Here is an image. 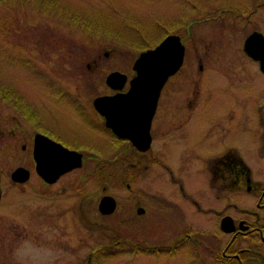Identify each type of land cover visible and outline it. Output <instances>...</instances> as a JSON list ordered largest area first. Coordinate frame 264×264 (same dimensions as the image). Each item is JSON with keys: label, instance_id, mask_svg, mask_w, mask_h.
<instances>
[{"label": "flooded vegetation", "instance_id": "obj_1", "mask_svg": "<svg viewBox=\"0 0 264 264\" xmlns=\"http://www.w3.org/2000/svg\"><path fill=\"white\" fill-rule=\"evenodd\" d=\"M214 8L213 18L221 30L237 34L211 35L209 40L218 50H211V55V51H203L208 55L196 56L195 73L183 78L188 81H180L187 56L184 36L178 33L184 45L182 60L159 89L147 122V141L132 142L115 133L106 123L108 107H97L93 101L100 94L124 91L132 69L121 88L106 84L104 75L105 88L91 98L62 95L66 100L62 108L64 119L54 120L63 125L62 131L41 112L26 110V103L6 89L4 100L34 125L27 131L28 138L18 136L19 143L15 142L20 152L28 149L31 154L37 177L31 185L39 195L47 193L45 198L52 197L51 202L56 198L64 200L58 216H62L60 232L68 235V240L58 237L54 244L61 249L58 264H66V254L72 255L79 243L84 242V235L75 242L70 240L75 230L86 229L90 223L101 225L104 218L124 205L110 193L108 183L112 176H119L128 187L146 168L168 192L149 194L143 206L136 205L135 213H145L147 219L138 220L132 235L116 232L110 235L108 243H94L81 259L75 258V262L72 259L74 264H98L106 255L116 258L111 257V249L124 248L133 251L132 256L149 258L181 253L184 264H264V79L260 83L254 81L257 75L264 77V71L259 61L243 48L244 38L251 31L264 36V24L251 19L264 9V0L218 3ZM207 18L201 16L198 20ZM11 127L0 130V135ZM15 127L17 131L24 130L20 122ZM9 133L5 135H14L13 127ZM36 135L44 142L52 140L67 152L78 154L77 160L72 158L77 164L54 177L40 175L32 156ZM46 145L39 144V150H47ZM245 151L255 153L256 172L248 157L242 155ZM4 152H9L7 146ZM16 167L25 168L28 176L22 180L12 178L11 171ZM8 176L12 186H25L30 170L18 163ZM92 183L95 189H91ZM4 190L0 178V198ZM129 191L140 201L135 188L129 187ZM107 195L114 200L109 212L100 208L101 198ZM55 204L57 209L59 206ZM91 214L98 218L97 222L92 221ZM122 214L125 216V211ZM142 229H146L145 235ZM157 232L164 233V238H157Z\"/></svg>", "mask_w": 264, "mask_h": 264}, {"label": "rangeland", "instance_id": "obj_2", "mask_svg": "<svg viewBox=\"0 0 264 264\" xmlns=\"http://www.w3.org/2000/svg\"><path fill=\"white\" fill-rule=\"evenodd\" d=\"M54 1L66 7V12H60V5L52 8L41 6L39 0H0V130L10 126L14 130L12 136L5 135L11 134L12 127L0 135V178L5 189L0 198V264H58L56 259L61 249L54 244L58 237L68 240V235L60 232L62 216H58L64 200L53 198L55 202H51L52 197L45 198L47 193L44 194L46 196L39 195L41 193H36L35 186L31 185L37 178L31 165V154L28 149L20 152L15 142L19 143L18 136L28 138L27 131L34 125L4 100L6 89L26 103V110L41 112L46 120L62 131L63 125L54 121L64 119L62 108L66 100L62 95L91 98L95 92L105 88L103 77L110 69L129 76L132 60L143 46H152L170 32L183 35L187 58L185 74L179 80L188 81L183 78L195 73L196 56H207L203 51L218 50L209 40L211 35L221 32L237 34L227 29L222 31L213 14L218 3L233 4L239 0ZM73 16L88 21L94 29L79 22L81 19L72 20L70 17ZM201 16L208 18L199 22ZM251 19L264 24V9L252 15ZM98 25L110 32L95 30ZM105 25L109 28L106 29ZM263 79L257 75L254 81L260 83ZM3 118L9 121L4 122ZM19 122L24 130L17 131L15 125ZM5 146L9 152H4ZM242 155L248 157L252 170L256 172L255 153L245 151ZM18 163L29 168L30 176L25 186L14 187L8 174ZM118 177L112 176L108 188L124 205L104 218L103 226L90 223L86 229L75 230L70 235L73 242L84 235V242L79 243L72 255L66 254V264H74L75 258L81 259L94 243H108L110 235H116V232H130L132 235L136 224L139 225L138 220H143L146 215H137L134 211L136 205L143 206L149 194L157 196L168 192L148 168L142 170L128 187ZM129 187L139 193L140 201L130 195ZM95 188L93 184L91 189ZM55 203L59 206L57 209ZM124 211L125 216L122 214ZM90 216L92 221H98L94 215ZM145 233L146 229H142V235ZM157 234V238H164V233ZM111 250V257L116 258L110 259L106 255L98 264H184L181 253L176 256L156 254L149 258L139 254L132 256L130 252L133 251L125 248Z\"/></svg>", "mask_w": 264, "mask_h": 264}, {"label": "water", "instance_id": "obj_3", "mask_svg": "<svg viewBox=\"0 0 264 264\" xmlns=\"http://www.w3.org/2000/svg\"><path fill=\"white\" fill-rule=\"evenodd\" d=\"M243 48L251 57L259 61V67L264 71V36L258 31H251L243 41ZM184 45L176 32L165 34L158 42L138 51L131 63L133 74L128 78V86L124 91L112 94H100L93 98L95 106H107V124L111 129L126 136L132 142L147 141V122L152 114L156 98L166 77L173 73L181 63ZM104 81L113 88H121L126 81V74L119 70H110L105 74ZM36 135L32 156L35 169L45 178L77 164L78 154L67 152L55 142L47 141ZM41 137V136H40ZM43 140V142H41ZM40 142V143H39ZM39 144H47V150H39ZM66 151V152H65ZM28 176V171L16 167L11 171V177L22 180ZM102 210L109 212L114 204L110 195L101 198Z\"/></svg>", "mask_w": 264, "mask_h": 264}, {"label": "trees", "instance_id": "obj_4", "mask_svg": "<svg viewBox=\"0 0 264 264\" xmlns=\"http://www.w3.org/2000/svg\"><path fill=\"white\" fill-rule=\"evenodd\" d=\"M39 3H40V5L41 6H45V7H47V8H52V7H55V5H57V6H59L60 4H57L54 0H39ZM39 5V4H38ZM61 6V10H60V12H62V10H64L63 11V13H65L66 11L65 10H67L66 9V7H64V6H62V5H60ZM46 8V9H47ZM44 10H45V8H44ZM72 20H80V19H77V17H70ZM106 18V17H105ZM107 19V18H106ZM106 19H104L105 21H106ZM79 22H81L82 24H85L86 23V25L85 26H87V27H90V28H92V29H94V26H92V25H90L89 23H88V21H86V20H83V19H81ZM104 24H106L107 25V23H104ZM105 25V27H106V29H108L109 27L108 26H106ZM108 27V28H107ZM104 29V26H100V25H98V28H95V30H97V31H102V33H109L110 31H106V30H103ZM111 29V28H110ZM106 36V35H105ZM149 46H151V45H146V46H143V48H141V49H144V48H146V47H149ZM140 49V50H141ZM3 90H5V89H3Z\"/></svg>", "mask_w": 264, "mask_h": 264}]
</instances>
